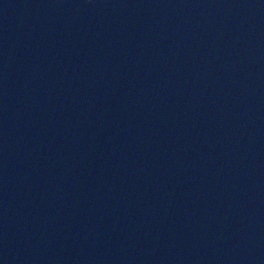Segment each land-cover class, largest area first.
Returning <instances> with one entry per match:
<instances>
[{
	"label": "water",
	"instance_id": "water-1",
	"mask_svg": "<svg viewBox=\"0 0 264 264\" xmlns=\"http://www.w3.org/2000/svg\"><path fill=\"white\" fill-rule=\"evenodd\" d=\"M0 264H264V0H0Z\"/></svg>",
	"mask_w": 264,
	"mask_h": 264
}]
</instances>
